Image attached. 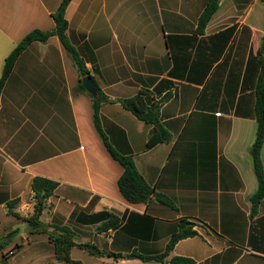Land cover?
I'll use <instances>...</instances> for the list:
<instances>
[{"label": "crops", "instance_id": "crops-1", "mask_svg": "<svg viewBox=\"0 0 264 264\" xmlns=\"http://www.w3.org/2000/svg\"><path fill=\"white\" fill-rule=\"evenodd\" d=\"M59 1L0 0V73L27 32L52 28ZM205 1L69 0L64 9L68 40L109 99L98 109L108 142L171 205L154 196L146 203L121 197L122 168L96 133L91 101L55 35L30 42L16 56L0 86V237L12 233L0 258L14 247L8 264H69L55 259L46 232L65 226L74 243L124 254L113 259L73 245L69 256L79 264H149L137 254L161 252L183 218L196 234L178 240L165 260L264 264V195L254 211L249 203L256 187L249 147L264 3L220 0L198 32ZM138 90L158 103L169 134L149 148L150 125L114 101ZM260 155L264 169V144ZM33 176L56 182L39 216L45 232L21 218L31 212ZM110 215L116 227L102 228Z\"/></svg>", "mask_w": 264, "mask_h": 264}, {"label": "trees", "instance_id": "trees-1", "mask_svg": "<svg viewBox=\"0 0 264 264\" xmlns=\"http://www.w3.org/2000/svg\"><path fill=\"white\" fill-rule=\"evenodd\" d=\"M69 0H60L56 9L51 13L53 26L48 30L32 29L27 32L20 41L13 47L9 54L4 58L1 73H0V86L6 79L10 72L16 56L21 52L24 47L32 41H45L49 36L55 35L60 41L63 48L69 54L73 65L78 73V87L83 90L91 101L92 108V123L96 133L98 134L102 144L107 150L108 154L121 166L122 170L119 174L116 185L121 197L129 203H146L154 196L158 201L171 205V201L161 193L154 191L141 175L137 172L130 156L118 152L107 140L104 132L102 131L98 109L101 103L109 101V99L96 87V95L91 96L84 90L81 85L80 79L83 75L88 74L84 67L83 60L73 44H71L67 37V22L64 17V9ZM220 0H206L205 4L197 17V31L203 30L211 15L216 10ZM264 3V0H260ZM259 51L261 55V70L258 81L254 90V121L255 130L254 138L249 147V154L251 157L252 171L256 180V187L254 192L249 197L251 211H254L259 200L264 195V169L262 165L260 151L264 142V37L261 39ZM114 101L118 102L120 106L128 110L137 119L150 125L146 137L145 146L147 148L156 143L167 141L169 139L168 132L162 127L159 122L158 103L149 99L147 92L138 90L134 95L126 98H116ZM56 187V182L42 176H33L30 181V190L32 192V208L31 212L26 216L21 217L31 230L36 232H45L44 225L39 220V216L43 209L46 207V201L53 193ZM17 203L14 199L6 203V207L10 208ZM14 216L17 213L10 211ZM118 219L110 215L101 227L104 229L115 228ZM192 222L186 221L183 218L178 220L177 229L173 231L161 252L156 254H137L142 261L155 260L163 262L164 264H193L194 260L190 257L172 255L167 260L166 256L172 250L174 244L186 237L193 236L196 231L192 229ZM47 232V238L52 244L53 254L55 259L69 263L79 264L78 261L72 260L69 256V249L75 245L88 253L96 256L107 255L113 259H120L124 257L123 253L103 252L99 250L92 243H74L73 232L65 227H55ZM12 233H6L0 237V250L7 243L8 237ZM9 254L3 252L0 258V264H8Z\"/></svg>", "mask_w": 264, "mask_h": 264}, {"label": "water", "instance_id": "water-1", "mask_svg": "<svg viewBox=\"0 0 264 264\" xmlns=\"http://www.w3.org/2000/svg\"><path fill=\"white\" fill-rule=\"evenodd\" d=\"M81 85L86 92H88L91 96L96 95V87L90 77L89 74L83 75L80 79ZM129 257H135V255H130Z\"/></svg>", "mask_w": 264, "mask_h": 264}, {"label": "rangeland", "instance_id": "rangeland-1", "mask_svg": "<svg viewBox=\"0 0 264 264\" xmlns=\"http://www.w3.org/2000/svg\"><path fill=\"white\" fill-rule=\"evenodd\" d=\"M264 144V142H263ZM147 263L151 264V263H155L154 260H148ZM125 264H140V262L133 260V259H129L125 262Z\"/></svg>", "mask_w": 264, "mask_h": 264}, {"label": "built area", "instance_id": "built-area-1", "mask_svg": "<svg viewBox=\"0 0 264 264\" xmlns=\"http://www.w3.org/2000/svg\"><path fill=\"white\" fill-rule=\"evenodd\" d=\"M13 250H14V247L10 248L6 253L10 255L13 252Z\"/></svg>", "mask_w": 264, "mask_h": 264}]
</instances>
